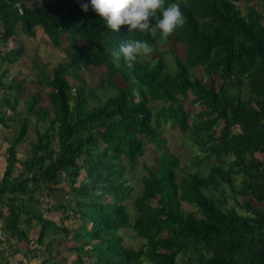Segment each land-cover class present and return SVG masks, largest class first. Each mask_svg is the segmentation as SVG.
I'll return each instance as SVG.
<instances>
[{
	"label": "trees",
	"instance_id": "obj_1",
	"mask_svg": "<svg viewBox=\"0 0 264 264\" xmlns=\"http://www.w3.org/2000/svg\"><path fill=\"white\" fill-rule=\"evenodd\" d=\"M169 3H179L186 20L165 40L184 48L171 70L161 53L153 61L121 56L113 63L110 53L121 43L141 39L153 46L161 39L127 25L113 32L90 0H0V128L8 132L0 264L19 254L27 261L17 264L31 258L57 264L71 254V264H264V0ZM35 27L53 47L66 42L63 61L47 73L38 69L47 103L26 92L22 78H7L23 49L8 43L34 36ZM99 67L96 85L71 88L68 77L78 80L80 71ZM104 85L113 93L101 99ZM184 100L197 109L190 113ZM30 119L34 139L19 158ZM164 123L192 133L198 168L177 179V156L160 151L155 166H144L130 217L126 172L146 142L161 148ZM48 194L56 206L42 205ZM53 207L61 222L75 218L77 226L69 230L45 217ZM123 228L141 240L138 246L123 242Z\"/></svg>",
	"mask_w": 264,
	"mask_h": 264
},
{
	"label": "rangeland",
	"instance_id": "obj_2",
	"mask_svg": "<svg viewBox=\"0 0 264 264\" xmlns=\"http://www.w3.org/2000/svg\"><path fill=\"white\" fill-rule=\"evenodd\" d=\"M65 5L69 0H63ZM28 3V2H27ZM22 46V51L20 56L16 59L14 63L7 67V78L13 77L15 79L22 78L25 83L26 92H38L43 96L44 103H47L46 91L47 87L44 84L38 82L40 68L44 73L50 71V68L56 63L63 61L66 54V42L63 41L59 46L53 47L47 37L42 32L41 28H34V36L28 37L23 34H20L18 42L15 40L8 43V47H14L17 45ZM154 54L150 57H146L148 60L153 61L159 53H161L165 59L167 70L173 68V59L174 57H184V48L175 42H167L165 40H160L153 45ZM0 49H3V46L0 45ZM6 49V48H5ZM1 69V68H0ZM201 71L197 68L195 69V74L200 75ZM78 77L73 80V78L68 77V82L71 88H74L76 85L85 84L87 87L96 85L99 79L102 77V68H89L88 70L80 71ZM117 85H122V82L117 78ZM113 93V88L107 85H104V88H101L98 92L99 97L102 99ZM184 108L190 113L194 112L197 109V106L188 100L183 101ZM17 125H12V130H15ZM8 135L7 130L0 128V171L3 166V148L5 146L4 136ZM192 133L187 130L181 132L176 127H171L169 123H164L161 125V138H163L161 148H157L150 142H146V147L144 154L141 159L138 160L136 166L133 169H129L126 172V179L128 180L129 185L131 186V192L127 199L123 202L126 206V210L129 213L130 217H133L136 214V210L133 204V199L140 193L141 184L139 181L140 175L144 171V166L153 167L155 166L158 155L160 151H165L166 153L175 154L178 158V166L176 169L177 179L181 176L184 171H192L198 167L193 163V156L196 153L195 148L192 145L191 137ZM34 139L33 133V120H29V125L27 129L26 137L23 142H21L17 147V153L19 158H23L28 154L29 143ZM16 167L19 168V164H16ZM83 172L81 171L79 178H81ZM63 191L62 194L58 195V200H66L65 190H67V185L61 183ZM61 195V196H60ZM42 205L46 202H50L51 206H56L57 201L48 194L43 196ZM154 203V201H153ZM185 207V206H184ZM193 209V208H190ZM61 210L55 207L52 208V211L45 213V217L53 220L57 224H64L69 230L74 229L79 221L75 218H70L69 220L60 221ZM120 233L123 236V242L128 246H138L141 240L136 237V235L130 231L128 228L121 229ZM33 236V233L30 234ZM62 242L70 244L68 240H63ZM24 246L23 243H21ZM63 248V247H62ZM69 251L63 250L62 254L66 257ZM74 255L71 254L67 256V259L63 262L61 259L57 260V264H71L73 263ZM24 259L21 254L14 255L9 257V262L11 264H17V261ZM83 260L87 261L85 257ZM30 264H38L37 258L29 259Z\"/></svg>",
	"mask_w": 264,
	"mask_h": 264
},
{
	"label": "clouds",
	"instance_id": "obj_3",
	"mask_svg": "<svg viewBox=\"0 0 264 264\" xmlns=\"http://www.w3.org/2000/svg\"><path fill=\"white\" fill-rule=\"evenodd\" d=\"M166 0H90L92 9L105 21L108 29L119 31L122 25H127L129 32L138 31L161 40H167L185 23V17L179 3H169ZM89 5L82 3L84 12ZM154 48L145 40L130 39L119 45L118 50L110 53L113 63H118L121 56L127 61H136L137 57H150Z\"/></svg>",
	"mask_w": 264,
	"mask_h": 264
}]
</instances>
